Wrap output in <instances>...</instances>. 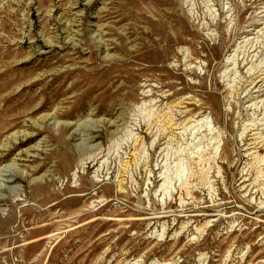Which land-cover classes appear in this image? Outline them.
I'll use <instances>...</instances> for the list:
<instances>
[{
	"label": "rangeland",
	"instance_id": "obj_1",
	"mask_svg": "<svg viewBox=\"0 0 264 264\" xmlns=\"http://www.w3.org/2000/svg\"><path fill=\"white\" fill-rule=\"evenodd\" d=\"M0 74V264H264V0H0Z\"/></svg>",
	"mask_w": 264,
	"mask_h": 264
},
{
	"label": "bare ground",
	"instance_id": "obj_2",
	"mask_svg": "<svg viewBox=\"0 0 264 264\" xmlns=\"http://www.w3.org/2000/svg\"><path fill=\"white\" fill-rule=\"evenodd\" d=\"M6 69H7V68H6ZM6 69H5V70H6ZM2 73H3V72H2ZM3 74H4V73H3ZM3 74H2V75H3ZM2 75L0 74V76H2ZM6 82H7V81H6ZM1 97H2V96H1ZM4 97H5V96H4ZM81 167H82V166H81Z\"/></svg>",
	"mask_w": 264,
	"mask_h": 264
}]
</instances>
